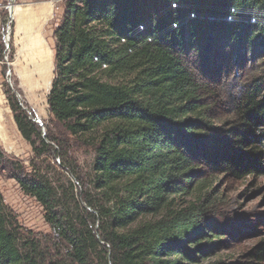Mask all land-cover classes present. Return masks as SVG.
<instances>
[{
	"label": "trees",
	"instance_id": "16d2710c",
	"mask_svg": "<svg viewBox=\"0 0 264 264\" xmlns=\"http://www.w3.org/2000/svg\"><path fill=\"white\" fill-rule=\"evenodd\" d=\"M55 37L50 115L95 149L91 180L71 167L84 189L67 200L47 176H17L58 240L50 256L0 191V264H190L219 238L213 173L264 175V74L222 119L202 71L223 40L264 58V0H66ZM9 100L37 157L62 144Z\"/></svg>",
	"mask_w": 264,
	"mask_h": 264
},
{
	"label": "rangeland",
	"instance_id": "374dc122",
	"mask_svg": "<svg viewBox=\"0 0 264 264\" xmlns=\"http://www.w3.org/2000/svg\"><path fill=\"white\" fill-rule=\"evenodd\" d=\"M65 1L0 0L3 5L0 10V96L9 110L6 121L9 139L5 142L0 137V191L22 232L41 240L42 251L49 256L55 254L58 240L46 220L44 207L22 190L17 176L23 171L47 176L69 200L73 194L71 182L78 185L79 193L84 189L72 168L80 173L82 180L90 182L96 155L93 146L52 121L47 101L55 70V29L63 18ZM17 5H22L25 12H36L37 19L19 23L13 14ZM27 39L36 44L33 59L29 57ZM228 43L227 40L221 45L213 43L206 57L209 64L205 61L202 65L207 81L216 91L215 106L220 109L222 119L231 118L232 98L243 93L241 87L247 80L264 74V58ZM210 75H213L212 80ZM10 94L17 97L35 120L44 138L47 139L49 127L62 144L47 139L50 150L37 157L15 122ZM213 175L216 191L210 198L216 201L209 213L210 230L219 238L214 247L196 250L197 256L190 264H264V258L252 254L264 244V175L252 174L238 179L223 170ZM186 199L191 200L192 196Z\"/></svg>",
	"mask_w": 264,
	"mask_h": 264
},
{
	"label": "bare ground",
	"instance_id": "6f19581e",
	"mask_svg": "<svg viewBox=\"0 0 264 264\" xmlns=\"http://www.w3.org/2000/svg\"><path fill=\"white\" fill-rule=\"evenodd\" d=\"M13 14L17 19L20 21L19 23L28 22L31 23L34 22L37 19V13L34 11H23L22 5L14 6ZM26 43L28 44V50H29V57L34 58L36 55V44L31 43V39H27ZM8 113L9 110L7 106H5V100L0 96V137L3 141L7 142L9 139L8 129L6 121L8 120ZM9 147V146H8Z\"/></svg>",
	"mask_w": 264,
	"mask_h": 264
},
{
	"label": "built area",
	"instance_id": "2783aa9c",
	"mask_svg": "<svg viewBox=\"0 0 264 264\" xmlns=\"http://www.w3.org/2000/svg\"><path fill=\"white\" fill-rule=\"evenodd\" d=\"M9 4H10V3H9ZM176 6H177V4L174 3V4H173V7H176ZM2 8H3V5L0 4V10H1ZM232 11H233V12L235 11L234 8L232 9ZM192 16H194V14H192ZM229 18L231 19L232 16H230ZM252 21L255 22V21H256V18L253 17V18H252ZM174 27H177V24H175ZM140 29L143 30V29H144V25H141Z\"/></svg>",
	"mask_w": 264,
	"mask_h": 264
},
{
	"label": "water",
	"instance_id": "95a60500",
	"mask_svg": "<svg viewBox=\"0 0 264 264\" xmlns=\"http://www.w3.org/2000/svg\"><path fill=\"white\" fill-rule=\"evenodd\" d=\"M50 88H51V86H50Z\"/></svg>",
	"mask_w": 264,
	"mask_h": 264
}]
</instances>
